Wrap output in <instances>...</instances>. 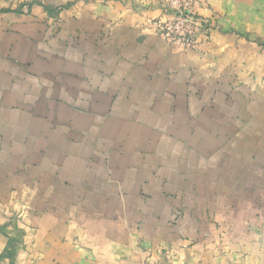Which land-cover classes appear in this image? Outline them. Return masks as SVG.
Segmentation results:
<instances>
[{
  "label": "crops",
  "instance_id": "1",
  "mask_svg": "<svg viewBox=\"0 0 264 264\" xmlns=\"http://www.w3.org/2000/svg\"><path fill=\"white\" fill-rule=\"evenodd\" d=\"M164 16L0 0V264H264V0Z\"/></svg>",
  "mask_w": 264,
  "mask_h": 264
},
{
  "label": "built area",
  "instance_id": "2",
  "mask_svg": "<svg viewBox=\"0 0 264 264\" xmlns=\"http://www.w3.org/2000/svg\"><path fill=\"white\" fill-rule=\"evenodd\" d=\"M156 3L165 16L147 21V26L156 29L160 40L167 45L178 46L183 51L197 50L200 29L195 10L200 0H156Z\"/></svg>",
  "mask_w": 264,
  "mask_h": 264
},
{
  "label": "rangeland",
  "instance_id": "3",
  "mask_svg": "<svg viewBox=\"0 0 264 264\" xmlns=\"http://www.w3.org/2000/svg\"><path fill=\"white\" fill-rule=\"evenodd\" d=\"M198 7H199V5H198ZM197 6H196V10L195 11H197V8H198ZM147 24V23H146ZM149 26V25H148ZM199 33H198V36H197V38H198V40H199V47H198V49L197 50H195V51H184V52H198L200 49H201V47H202V45H203V39L202 38H200V36H199V34L201 33V30H199L198 31ZM167 45V44H166ZM168 46H175V45H168ZM175 47H177L178 49H180L181 51H183L180 47H178V46H175ZM207 250H209L210 251V254L212 255V254H215L217 257H222L223 256V258L225 257V254L228 252V251H226L225 249H219V248H215V249H207ZM224 264H228L227 262H224Z\"/></svg>",
  "mask_w": 264,
  "mask_h": 264
}]
</instances>
